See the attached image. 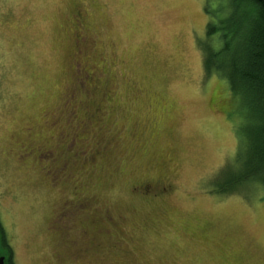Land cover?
<instances>
[{
  "label": "rangeland",
  "instance_id": "obj_1",
  "mask_svg": "<svg viewBox=\"0 0 264 264\" xmlns=\"http://www.w3.org/2000/svg\"><path fill=\"white\" fill-rule=\"evenodd\" d=\"M216 1L0 0L12 264H264V186L234 183L240 106L204 72ZM145 181L171 189L141 199Z\"/></svg>",
  "mask_w": 264,
  "mask_h": 264
},
{
  "label": "trees",
  "instance_id": "obj_2",
  "mask_svg": "<svg viewBox=\"0 0 264 264\" xmlns=\"http://www.w3.org/2000/svg\"><path fill=\"white\" fill-rule=\"evenodd\" d=\"M228 4L231 11L223 15L215 10L217 20L208 18L206 22L200 45L204 72L205 76L214 74L221 78L240 106L237 158L244 166L234 183L241 187L255 182L264 186V0H229ZM141 184L132 185L131 192L137 195ZM0 235L1 245L9 254L8 264H12L1 228Z\"/></svg>",
  "mask_w": 264,
  "mask_h": 264
},
{
  "label": "flooded vegetation",
  "instance_id": "obj_3",
  "mask_svg": "<svg viewBox=\"0 0 264 264\" xmlns=\"http://www.w3.org/2000/svg\"><path fill=\"white\" fill-rule=\"evenodd\" d=\"M60 138H62L60 136ZM54 152L47 150V152L43 153L47 158L51 157V155ZM46 159V158H45ZM56 171L58 173H60V171H62V168H58L56 169ZM61 174L63 175V172H61ZM62 177V176H60ZM59 178V177H58ZM165 184H158L157 186H154L151 182H143V184H141L140 186H138L137 188V196H144L145 198H159V197H164L168 195V191L171 189V186L169 184L166 183L165 186H163ZM74 204L71 205L70 207H68L67 209L70 210H75L77 211V209H81V207L84 206V204H82L85 201H80L77 200V194L74 193ZM66 206L62 205L60 207V209L62 210L63 208V212H59L58 215H55V221L56 222V228H58L57 224H58V220L62 218H64L65 215H67V209H65ZM65 219V218H64ZM62 220V219H61Z\"/></svg>",
  "mask_w": 264,
  "mask_h": 264
},
{
  "label": "water",
  "instance_id": "obj_4",
  "mask_svg": "<svg viewBox=\"0 0 264 264\" xmlns=\"http://www.w3.org/2000/svg\"><path fill=\"white\" fill-rule=\"evenodd\" d=\"M0 245H1V235H0ZM9 254L7 250H4L3 254H0V264H8Z\"/></svg>",
  "mask_w": 264,
  "mask_h": 264
}]
</instances>
